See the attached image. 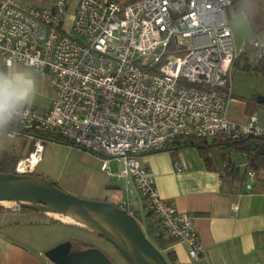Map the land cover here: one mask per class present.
I'll return each instance as SVG.
<instances>
[{"label":"built area","instance_id":"obj_1","mask_svg":"<svg viewBox=\"0 0 264 264\" xmlns=\"http://www.w3.org/2000/svg\"><path fill=\"white\" fill-rule=\"evenodd\" d=\"M231 1L78 0L66 25L68 0L48 6L0 0V64L49 73L55 91L48 108L27 106L18 130L8 129L33 142L15 172L29 173L39 161L40 133L111 157L115 177L135 187L163 235L199 257L193 219L159 196L137 157L188 137H264L255 113L243 121L228 115L238 55L227 16ZM252 44L264 52V44ZM173 167L182 171L178 161ZM101 168L111 174L106 157ZM247 175L264 182V171ZM117 204L134 213L131 200Z\"/></svg>","mask_w":264,"mask_h":264},{"label":"crops","instance_id":"obj_2","mask_svg":"<svg viewBox=\"0 0 264 264\" xmlns=\"http://www.w3.org/2000/svg\"><path fill=\"white\" fill-rule=\"evenodd\" d=\"M36 2L30 5L48 6L52 0ZM77 2H67L66 25L72 19ZM260 37L256 40L264 44V31ZM0 67L4 66L0 64ZM51 101L43 109L48 108ZM240 103L245 106L244 101ZM254 113L264 123V107ZM246 116L244 111L238 119L243 121ZM217 149L223 148L214 145L206 152L208 163L200 150L192 145L180 146L175 151L141 153L137 157L139 164L151 175L159 196L191 216L202 245V253L194 259L180 241H172L167 249L173 251L177 264H264V182L247 175L245 153V160L241 162L229 158L232 167L228 172L222 171L225 159L216 155ZM109 159L106 157L107 163ZM174 161H178L182 171L173 167ZM115 171L110 170L111 174L106 173L104 178L105 187L111 194L109 201L119 203L129 199L133 202L135 215L145 216L143 202L135 187L116 178ZM112 181L116 183L109 184ZM234 205L235 210L232 209ZM0 212L12 215L10 219L0 220V264H54L45 253L62 241L43 242L44 238L57 232L53 229L44 232L45 228H54V224L31 221L29 214L15 210Z\"/></svg>","mask_w":264,"mask_h":264},{"label":"rangeland","instance_id":"obj_3","mask_svg":"<svg viewBox=\"0 0 264 264\" xmlns=\"http://www.w3.org/2000/svg\"><path fill=\"white\" fill-rule=\"evenodd\" d=\"M36 1L38 0H24L27 4H34ZM244 14L243 11L237 10L233 6L227 9L228 23L233 32V39L238 53L242 51L245 42L248 41L249 38L254 37L252 36L251 28ZM67 18H69V15ZM261 34L262 33L257 35L256 38L261 39ZM245 62H248L252 67L256 62L255 57L251 56L248 61L240 59L239 63L235 66L233 65L230 71L229 83L232 97L228 102V115L229 117L232 116L235 121H240L238 117L243 116L244 105L241 106L240 103L243 99L264 94V76L252 68H245ZM18 66L23 65L18 64ZM35 75L39 92L34 103L30 106L43 109L55 96V91L50 84L51 74H41L35 71ZM208 140L210 141V139ZM29 146L30 140L28 138L16 134L12 139L0 142L1 148L13 150L20 158L27 155ZM42 147L40 159L29 173L40 175L50 180L62 190L75 196L87 199L110 200V191L105 187L104 183L106 171L101 168L104 158L108 156H101L95 152H90L74 145L59 143L53 140H45L42 143ZM215 152L219 158H230L234 162L245 160L244 153L242 154L241 151L230 148L229 146H224L223 149H217ZM109 158L108 164L110 165V170L115 171V159ZM215 159L217 158L215 157ZM111 183L115 184L116 181L109 182V184ZM124 188L123 186L122 189ZM136 204L138 205L137 201ZM0 207L3 211L15 210L21 212L19 206L12 202H0ZM141 207L142 205L140 208L138 206L140 210L142 209ZM23 213L26 214L25 212ZM46 215L54 219L58 218L54 214ZM37 216L29 214L28 218L35 222L36 220L44 221L42 217ZM10 217H12V215L10 216V214H8L7 216V213L0 212V220L10 219ZM153 219L154 217L147 215L138 217V222L144 234H148V225L154 222ZM62 222L66 223L64 221ZM54 225V228H45L44 232L47 230L50 232L52 231L50 229H53L54 233L55 231L58 233L56 232L44 238L43 242H54V240L58 242L59 240V242L70 241L73 245L78 243L85 244L86 247H96L100 249L112 264H128L112 245L94 233L73 226V224L65 225L58 223ZM161 253L163 254L164 251H161Z\"/></svg>","mask_w":264,"mask_h":264},{"label":"water","instance_id":"obj_4","mask_svg":"<svg viewBox=\"0 0 264 264\" xmlns=\"http://www.w3.org/2000/svg\"><path fill=\"white\" fill-rule=\"evenodd\" d=\"M256 100L264 104V96L258 95ZM0 202H12L43 214L74 215L85 225L69 224L106 240L128 264H169L136 218L117 203L72 195L52 181L31 173H0ZM71 247L70 241H63L45 255L54 264H112L96 247L80 250Z\"/></svg>","mask_w":264,"mask_h":264},{"label":"trees","instance_id":"obj_5","mask_svg":"<svg viewBox=\"0 0 264 264\" xmlns=\"http://www.w3.org/2000/svg\"><path fill=\"white\" fill-rule=\"evenodd\" d=\"M231 6H233L237 10L243 11L244 13L247 12L250 7L253 9V11L247 16V20L252 31V36H254L249 38V40L245 42L242 51L238 53L236 59L233 62V65L235 66L236 64H238L240 59L248 61V59L251 56H254L256 61L254 66L251 67L248 64V62H245V68H252L253 70L260 73L262 76H264V52H260V48L252 44V42L256 40L257 35H259L264 31V0H253V3L251 5L249 3V0H232ZM256 98L257 95L243 99V101L245 102L244 111L246 112L247 115L254 113L260 107H264V104L258 103ZM9 129L12 130V128ZM15 130H18V125L16 126ZM39 135L42 136L44 140H53L59 143H66L69 145H73L67 139H65L64 137L58 134L40 133ZM183 145H192L197 147L200 150V153L203 156L204 161L206 163L209 162L208 156H206V152L209 150V148L213 147L214 145L222 148H224V146H229L230 148L245 153L247 158V164L245 168L247 171L250 170L254 172L264 171V137L242 136L234 140H224L220 138H215V139H210V141L206 138L188 137V138H183L181 141H176V140L172 141L168 143L166 147H164L159 151H163V150L175 151L180 146ZM32 147H33V142L31 141L27 152L31 151ZM159 151H154V152H159ZM19 159L20 156L17 153H15L13 150H8L0 147V173H16L15 165ZM230 167H232V163L229 158H226L225 161L223 162L222 171L228 172ZM19 210L21 212L33 214L36 216L38 215L39 217H42L44 219L45 223H49V224L59 223V224L71 225V224L63 223L57 219L47 216L46 214L40 213L38 211L26 207H19ZM0 211H2L1 207H0ZM145 212L147 216H152L150 212L148 211ZM132 215L138 221L139 216L135 215V213H132ZM153 221L154 222H151L148 225V234L145 235L159 251H164L163 255L169 264H177L175 261L176 260L175 254L173 253V251L167 249V246L169 245V243L172 242V240L166 238L163 235L155 218L153 219ZM83 248H86L85 244L78 243L73 245L72 243L73 250H80Z\"/></svg>","mask_w":264,"mask_h":264},{"label":"clouds","instance_id":"obj_6","mask_svg":"<svg viewBox=\"0 0 264 264\" xmlns=\"http://www.w3.org/2000/svg\"><path fill=\"white\" fill-rule=\"evenodd\" d=\"M250 5L253 0H249ZM253 11L250 7L245 18ZM38 82L31 65L0 67V142L10 140L27 106L34 103L38 95ZM9 128L14 129L8 131Z\"/></svg>","mask_w":264,"mask_h":264},{"label":"bare ground","instance_id":"obj_7","mask_svg":"<svg viewBox=\"0 0 264 264\" xmlns=\"http://www.w3.org/2000/svg\"><path fill=\"white\" fill-rule=\"evenodd\" d=\"M56 215L60 220L68 223H78L79 225H85L84 221L81 219L75 217L74 215L71 214H54Z\"/></svg>","mask_w":264,"mask_h":264},{"label":"flooded vegetation","instance_id":"obj_8","mask_svg":"<svg viewBox=\"0 0 264 264\" xmlns=\"http://www.w3.org/2000/svg\"><path fill=\"white\" fill-rule=\"evenodd\" d=\"M72 244V243H71ZM71 249H72V247H71Z\"/></svg>","mask_w":264,"mask_h":264}]
</instances>
